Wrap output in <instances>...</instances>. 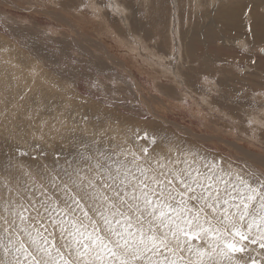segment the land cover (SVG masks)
<instances>
[{
    "label": "rangeland",
    "instance_id": "1",
    "mask_svg": "<svg viewBox=\"0 0 264 264\" xmlns=\"http://www.w3.org/2000/svg\"><path fill=\"white\" fill-rule=\"evenodd\" d=\"M240 3L249 26L253 0H0V195L5 176L16 187L25 170L39 180L66 166L81 140L151 152L138 138L147 133L159 152L178 144L225 167L258 166L264 43L236 45L215 16L225 5L237 18ZM209 23L226 52L201 59L189 44ZM251 248L248 264H264Z\"/></svg>",
    "mask_w": 264,
    "mask_h": 264
},
{
    "label": "snow or ice",
    "instance_id": "2",
    "mask_svg": "<svg viewBox=\"0 0 264 264\" xmlns=\"http://www.w3.org/2000/svg\"><path fill=\"white\" fill-rule=\"evenodd\" d=\"M138 138L153 150L81 140L58 171L5 176L0 264H248L264 250V160L225 167Z\"/></svg>",
    "mask_w": 264,
    "mask_h": 264
},
{
    "label": "bare ground",
    "instance_id": "3",
    "mask_svg": "<svg viewBox=\"0 0 264 264\" xmlns=\"http://www.w3.org/2000/svg\"><path fill=\"white\" fill-rule=\"evenodd\" d=\"M240 1V0H239ZM252 1V0H251ZM242 2V1H241ZM198 3V2H196ZM200 3V2H199ZM198 3V4H199ZM244 3V2H243ZM242 3V4H243ZM178 4V2H177ZM242 4L240 3V5H234L233 7L236 8L235 10V13L236 15L239 14V16L237 18L234 17V12L232 10H230L229 8H225L226 6L225 5H222L221 8L219 9V13H216V19L217 20H222L224 19V22H222L226 27H227V30H229L233 35H234V40H236V36H238L239 38V41H238V46H241L240 44V39H244L246 41H248V43L252 46L253 44H257V43H260V42H263L264 43V32L261 31L259 25H260V22L262 20H264V12L262 10H264V0H253V4H251V18L253 19V22L252 24L250 25L251 27V30H249V26H242L240 24L241 22V18H244L245 17V10L242 8L241 12L239 13V10L240 8L242 7ZM249 4V3H248ZM248 6V5H247ZM195 7V6H194ZM240 7V8H239ZM196 8V7H195ZM198 8V7H197ZM200 8V7H199ZM204 8V7H203ZM34 10V9H33ZM50 12V11H49ZM197 12V11H196ZM215 12V11H214ZM209 14V13H208ZM214 16V15H213ZM62 17V16H61ZM201 17V16H200ZM209 17V16H208ZM210 18V17H209ZM213 18V17H212ZM207 19V18H206ZM236 20V22H235ZM53 21V20H52ZM64 21V20H63ZM66 22V21H65ZM210 22V20L208 21ZM221 23V22H220ZM69 24V23H68ZM244 24H246L244 22ZM214 24L212 23H209L207 24L205 30L203 33H201V31H196L194 32L193 36L191 37V43L189 44L190 46V49L192 51H194L193 53H196L198 54V57L201 58V59H205V58H208L209 55L210 58L212 57V55H216L218 53H220L219 51H221L222 49L224 48H218L217 47V44L220 43V32H218V30H216L217 28L213 26ZM217 25V24H215ZM197 30V29H196ZM199 30V29H198ZM224 38L226 39V36H224ZM230 40V39H229ZM232 43V42H231ZM224 44V45H223ZM229 43L225 42V43H222L223 46H228ZM234 44V43H233ZM188 45V44H187ZM221 45V44H220ZM235 45V44H234ZM219 46V45H218ZM188 47V46H186ZM230 47L229 49H231V51L234 49L233 47L231 46H228ZM227 47V48H228ZM204 48H206V50H204ZM233 48V49H232ZM202 52V54L200 53ZM204 52V54H203ZM208 53L209 55L207 56L205 53ZM226 51L223 50L222 53H224ZM220 53V54H222ZM236 54H238V52H236ZM2 55V54H1ZM239 55V54H238ZM264 56V55H263ZM196 58V56H195ZM197 59V58H196ZM199 60V59H198ZM211 60H215V59H211ZM221 60V59H220ZM223 60V59H222ZM197 61V60H196ZM195 61V62H196ZM224 61H227L224 59ZM203 62H201L199 64L202 65ZM197 65V64H196ZM257 69V65L256 66V63L254 65ZM205 67V70H207L206 72H209L211 71V67H208L207 65L204 66ZM253 67V66H252ZM254 67V68H255ZM253 68V69H254ZM261 69L264 68V64H261L260 66ZM198 69V68H196ZM260 70V69H259ZM196 71V70H195ZM261 71V70H260ZM253 76H256L257 75H253ZM197 84V83H196ZM257 85V84H256ZM190 91V89H189ZM205 96V95H204ZM203 97V96H202ZM223 98H226L225 95L223 94ZM209 100V99H208ZM206 101V100H205ZM210 102V101H209ZM208 104V103H206ZM211 104V103H210ZM213 104V103H212ZM249 105V104H248ZM251 105V104H250ZM212 106V105H211ZM213 107V106H212ZM242 108H245L242 107ZM263 110V109H261ZM247 111V110H246ZM242 112V111H241ZM206 114V113H205ZM240 114V113H239ZM241 115V114H240ZM244 115V114H243ZM263 123V122H262ZM168 124V123H167ZM204 149V148H203Z\"/></svg>",
    "mask_w": 264,
    "mask_h": 264
},
{
    "label": "water",
    "instance_id": "4",
    "mask_svg": "<svg viewBox=\"0 0 264 264\" xmlns=\"http://www.w3.org/2000/svg\"><path fill=\"white\" fill-rule=\"evenodd\" d=\"M261 53L264 55V49H262Z\"/></svg>",
    "mask_w": 264,
    "mask_h": 264
}]
</instances>
